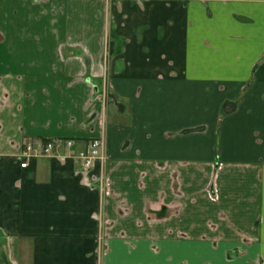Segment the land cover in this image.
Instances as JSON below:
<instances>
[{
    "label": "crops",
    "instance_id": "crops-1",
    "mask_svg": "<svg viewBox=\"0 0 264 264\" xmlns=\"http://www.w3.org/2000/svg\"><path fill=\"white\" fill-rule=\"evenodd\" d=\"M0 264H264V0H0Z\"/></svg>",
    "mask_w": 264,
    "mask_h": 264
},
{
    "label": "built area",
    "instance_id": "built-area-1",
    "mask_svg": "<svg viewBox=\"0 0 264 264\" xmlns=\"http://www.w3.org/2000/svg\"><path fill=\"white\" fill-rule=\"evenodd\" d=\"M76 143L74 140H51L42 142L38 140H27L23 146L19 160L20 167L27 169L31 160L60 158V154H70L80 166L82 173L88 174L97 162H103L104 141L102 139L92 140L85 148L73 153Z\"/></svg>",
    "mask_w": 264,
    "mask_h": 264
}]
</instances>
